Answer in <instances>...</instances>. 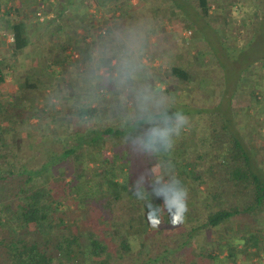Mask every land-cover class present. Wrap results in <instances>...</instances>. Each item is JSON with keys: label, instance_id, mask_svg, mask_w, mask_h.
Returning <instances> with one entry per match:
<instances>
[{"label": "trees", "instance_id": "obj_1", "mask_svg": "<svg viewBox=\"0 0 264 264\" xmlns=\"http://www.w3.org/2000/svg\"><path fill=\"white\" fill-rule=\"evenodd\" d=\"M193 2L200 16L207 17L208 1ZM11 29L14 48L25 47L23 23H13ZM261 57L257 63L264 67V55ZM188 67L181 59L172 58L166 62V73L187 82L197 72ZM258 76L264 80V74ZM42 78L24 79L25 88L35 91L52 86L50 78ZM2 79L0 76V82ZM256 87L264 97V86ZM140 90L110 99L100 115L87 105L56 113L54 121L65 123L55 130L56 137L65 139V147L56 152L49 147L52 142L36 137L41 143L34 149L40 152L36 169L25 161L38 143L33 142L32 134L27 133L26 143L20 144L22 126L0 128V161L11 159L0 181L14 176L19 186L14 194L16 211L5 207V217L0 218L4 257L13 258L15 264H237V255L242 253L248 264H262L263 239L254 232H236L227 239L212 232L237 218L254 226L258 214L264 213V175L252 167L248 146L234 125L230 98L223 106L227 110L194 107L190 111L188 105L169 102L161 109L144 112L150 96L138 95ZM126 97L134 108L124 109ZM250 97L256 98L253 91ZM177 114L187 117L188 123L172 134L170 145L145 150L141 140L148 129L158 125L162 115L174 125ZM14 115L28 121L30 114L26 107L15 110ZM152 117L157 119L152 122ZM186 129L191 130L193 147L183 146L184 138L189 137ZM108 142L110 154L105 151ZM163 166L167 170L161 173ZM198 166H203V171ZM140 176L145 177L147 200L160 204L151 196V183L174 177L186 188L187 199L194 205L200 203L201 211L195 212L193 206L179 224L162 211L157 222H150L145 201L134 195ZM133 237L135 241H131ZM207 239L211 240L202 248ZM254 257L258 260L253 261Z\"/></svg>", "mask_w": 264, "mask_h": 264}, {"label": "crops", "instance_id": "obj_2", "mask_svg": "<svg viewBox=\"0 0 264 264\" xmlns=\"http://www.w3.org/2000/svg\"><path fill=\"white\" fill-rule=\"evenodd\" d=\"M193 3V0H0V76H3L0 128L22 126L21 139L26 142L25 128H29L32 139L56 130L52 128L55 125L63 128V120L54 121L57 112L75 111L78 106L87 105L100 115L110 99L120 94H136L137 88L141 89L138 95L150 96L146 98L147 104L161 98L157 101L166 103L164 106L172 101L188 105L190 111L209 105L192 97L195 93L204 96L209 76L192 74L189 81L181 83L161 73L163 61L180 60L183 54L193 61L199 55L204 54L201 58L207 55L209 46L214 48L211 39L214 35L219 37L215 34L218 28L196 25L200 14ZM217 10L219 7L209 10L205 21ZM16 22L23 23L25 30L27 45L21 49L14 48L11 25ZM255 30V44L264 48V28L255 26ZM26 78L30 81L50 78L52 86L27 90ZM184 97L190 99L183 100ZM26 107L31 115L28 121L16 119L15 110ZM245 109L253 116L257 110L259 118L264 115L256 105ZM234 121L245 144L258 147L264 144L262 121L251 123L237 117ZM185 133L189 137L183 146L193 142L191 133ZM249 157L254 171L262 175L264 151L249 150ZM166 168L163 166L159 171L166 172ZM199 205L187 200V207L194 206L195 212ZM259 215L264 218V213ZM227 226L222 233L226 239L242 232L239 224ZM232 228L234 232H230ZM225 254L224 251L220 255L223 258Z\"/></svg>", "mask_w": 264, "mask_h": 264}, {"label": "rangeland", "instance_id": "obj_3", "mask_svg": "<svg viewBox=\"0 0 264 264\" xmlns=\"http://www.w3.org/2000/svg\"><path fill=\"white\" fill-rule=\"evenodd\" d=\"M210 3L211 6L213 5V8L210 7V10H215L218 7L219 10L211 13L208 17V21H205L202 16L198 15L199 17H197V20H199V22L196 25L203 24L204 26L205 24H210L211 27L216 26L218 28V33L216 31L215 34H219V37L214 35L215 37L211 39V42L215 44L214 48L213 46H209L207 50L208 53L207 55L203 56V58H201V56L204 54L199 55L196 59H193V61H189V57L186 54H183L181 58V62L184 66L188 65L189 67H191L193 73L197 71L193 75H205L209 76L208 79H210V84L203 93L204 96L201 97L198 96V93H195L192 97L194 100L196 98L197 100L195 101H198V103L209 104L207 106H201V108L210 110H227L223 108V106L225 107L228 104L225 99H228L229 101L230 98L231 101L229 102L231 104V109H236V111L234 110L233 112L235 114V118H242L246 122L251 123H256L258 119L259 121H262L264 125V115L261 116L262 118H259L260 116L258 115L257 110L255 111L256 116H253V114L251 115L249 113L248 109H245V107L249 108L256 105L257 109L261 110V112H263L264 114V97L263 93H261L263 91L260 90V87H256L257 84H262L264 86V80H262L260 76H258V74L260 73L264 74V67H260V63H257V61H261L263 59L261 56L264 55V48L258 43L255 44L256 30H254L252 27L254 25V27H259V29L264 28V0H210ZM101 33L105 34V31L101 30ZM159 42H161V39H159ZM210 49L212 50V53ZM166 62L167 61H163V63L161 64V73L164 72V74H166ZM253 70L259 71L255 74H252L251 71ZM59 74H61V72H59ZM195 90L196 88L194 89V92ZM252 91L256 95L255 99L254 97H250V93ZM161 96L165 95L162 93ZM182 99L189 100L190 98L184 97ZM125 102L127 105L124 109L128 110L130 108H134L133 101L129 98L126 97ZM165 104L166 103H161L158 101H150L151 106L149 104H146L144 107L146 108V110L144 112H151L156 108L161 109V107ZM239 110L241 111L239 112ZM199 122L200 120L197 119L196 123ZM57 126L55 125L52 128H55L59 131L60 127ZM25 129L28 131L27 133H30V130L28 128ZM242 130L246 131L244 127ZM185 131L191 133L190 129H186ZM49 133L50 135H48ZM46 134L44 136V139L42 140H45L46 138V140L52 142L51 145H49L50 143L48 145L49 147L51 146L54 151L60 152L65 147L63 143L65 141L64 138H66L65 135L61 136V138L64 140L59 141L56 137L55 130L48 132L47 135ZM33 139L36 143H38L32 147L31 152L26 154L25 161L28 166L36 169L38 168L40 162V152L39 149H34L38 148L41 143L36 137H34ZM19 143L23 144L26 142H23L21 139ZM186 145H190L191 147H193V142L188 144L186 143ZM247 146L249 150H260V152L264 151V144L260 145L259 147L258 145L253 146V144L250 145L251 147L248 144ZM45 147L48 148V146L46 145ZM105 147H107L105 149L107 154H110V152L112 151V147L109 146V142L105 144ZM42 148H44V146H42ZM10 161L11 159L8 158L5 159V161H0V174H7V164H10ZM199 170L203 171L202 168H199ZM14 171L16 172L17 170L14 169ZM262 174L264 175V170ZM6 178L7 181H0V218L2 219L5 217V211L3 210V208L8 207V210L14 212L16 211L18 205L17 198H14L15 192L19 190V186H17L16 184V179L14 176H8ZM148 180L150 182L153 181L152 179ZM163 180L167 181V176L163 177ZM203 187L204 185H202L200 189L203 190ZM192 209V207H187L188 212ZM196 209L199 212L201 211L199 207H197ZM260 216L261 215L258 214V218L257 221L255 219L256 222L254 223V226L249 225L247 223L249 222L248 220H246L245 222L241 218L230 220L225 225L231 226L239 224L243 233H248L250 231L254 232L256 235H259V237L263 239L264 244V218H261ZM260 224L262 225L260 226ZM225 225H219L217 228H214L212 231L214 232L213 234L215 236H217L218 234L222 235L226 227ZM233 230V228L230 229V232H234ZM133 240H136L135 237H133L131 241ZM205 242L206 241L202 242V248L206 246ZM4 255L5 253L0 249V264H2V259L5 261L4 264H15L13 258H6L4 257ZM218 258H222L220 254ZM236 259H238L239 261L237 262V264H248L246 254L239 253ZM254 259L255 260L253 261L258 260L256 257H254ZM261 262L262 264H264V259H262Z\"/></svg>", "mask_w": 264, "mask_h": 264}, {"label": "clouds", "instance_id": "obj_4", "mask_svg": "<svg viewBox=\"0 0 264 264\" xmlns=\"http://www.w3.org/2000/svg\"><path fill=\"white\" fill-rule=\"evenodd\" d=\"M122 68V72H123ZM157 118L152 117L154 122ZM175 124L167 115L159 118V124L149 128L145 137L141 140V145L145 150L151 151L156 148H167L171 142V136L179 130L181 125L187 124V117L177 114L174 117ZM145 177L140 176L134 184V195L138 200L145 201L147 217L150 222H157L161 212H167L170 219L179 224L187 212V190L176 178L167 181L156 179L150 185L151 196L154 200H159L160 204H154L147 200L148 191L144 188ZM162 205V207H161Z\"/></svg>", "mask_w": 264, "mask_h": 264}, {"label": "built area", "instance_id": "obj_5", "mask_svg": "<svg viewBox=\"0 0 264 264\" xmlns=\"http://www.w3.org/2000/svg\"><path fill=\"white\" fill-rule=\"evenodd\" d=\"M37 15L39 16V13H37ZM189 34V32H187Z\"/></svg>", "mask_w": 264, "mask_h": 264}]
</instances>
